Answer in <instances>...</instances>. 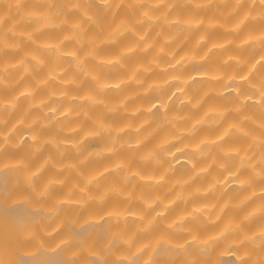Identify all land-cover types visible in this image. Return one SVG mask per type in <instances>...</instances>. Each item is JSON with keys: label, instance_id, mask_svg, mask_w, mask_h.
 Returning <instances> with one entry per match:
<instances>
[{"label": "clouds", "instance_id": "obj_1", "mask_svg": "<svg viewBox=\"0 0 264 264\" xmlns=\"http://www.w3.org/2000/svg\"><path fill=\"white\" fill-rule=\"evenodd\" d=\"M4 171L0 264H264V0H0Z\"/></svg>", "mask_w": 264, "mask_h": 264}, {"label": "bare ground", "instance_id": "obj_2", "mask_svg": "<svg viewBox=\"0 0 264 264\" xmlns=\"http://www.w3.org/2000/svg\"><path fill=\"white\" fill-rule=\"evenodd\" d=\"M9 173L7 171L0 172V189H2L4 192H10L12 191L11 185L9 184ZM0 207H3V205H0ZM24 210V205H17L14 208L8 209V212L11 213H16L19 214ZM33 215L38 216L40 215L39 212L33 213ZM89 227L95 228L97 227L96 225L92 226H85L82 229L76 230L78 235H82L84 232L88 231ZM102 238V237H101ZM50 256V264H63V258L60 256L59 252L58 253H52L49 254ZM21 259L24 261V264H40V256H25L21 257Z\"/></svg>", "mask_w": 264, "mask_h": 264}]
</instances>
